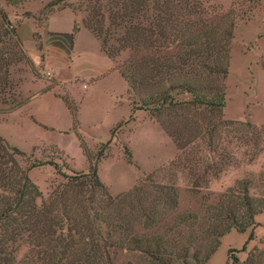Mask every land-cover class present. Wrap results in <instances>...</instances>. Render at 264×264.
Segmentation results:
<instances>
[{
	"label": "rangeland",
	"instance_id": "374dc122",
	"mask_svg": "<svg viewBox=\"0 0 264 264\" xmlns=\"http://www.w3.org/2000/svg\"><path fill=\"white\" fill-rule=\"evenodd\" d=\"M11 1L0 0V135L24 147L20 149L30 156V164L35 160L57 163L30 171L38 193H30L29 199L36 197L39 205L58 189L66 192V207L59 205L55 211L57 224L51 239L40 237L38 228L40 232L35 230L32 236L20 230L11 243L13 225L8 233L0 227V240L15 260L20 264H159L129 246L127 233L168 232L177 246L176 264H183L188 254L206 255L218 239L220 245L209 259L216 253L215 257L204 264H227L229 249L242 261L264 264V208L245 232L233 227L219 237L227 227L221 222L227 213L224 208L236 203L235 196L244 195L246 184L250 196L264 203L262 0H143L146 6L139 14L133 6L137 0H55L81 14L129 86L124 102L132 108L130 116L96 147L84 137L89 165L86 159L78 156L75 161L54 146L26 150L29 132L5 122L7 111L28 99L23 84L40 75L33 71L23 45L10 35L16 23L9 26L3 21ZM189 87H196L201 104H183L195 98ZM205 101L216 104L204 105ZM220 113L227 121L251 126L219 127L216 114ZM238 136L253 141L244 145ZM90 160L97 163L113 200L102 190L91 195L85 185L65 186L69 177L89 171ZM112 222L125 228L121 231ZM70 231L74 240L68 237ZM187 261L195 264L190 257Z\"/></svg>",
	"mask_w": 264,
	"mask_h": 264
},
{
	"label": "crops",
	"instance_id": "0c3cea01",
	"mask_svg": "<svg viewBox=\"0 0 264 264\" xmlns=\"http://www.w3.org/2000/svg\"><path fill=\"white\" fill-rule=\"evenodd\" d=\"M8 5V19L16 23L33 71L40 75L23 84L28 99L7 111L6 124L29 132L26 150L54 146L75 161L78 156L88 161L84 137L96 147L132 112L124 102L129 89L126 79L71 6L60 7L55 0H12ZM261 25L264 29V17ZM47 71L55 74L47 76Z\"/></svg>",
	"mask_w": 264,
	"mask_h": 264
},
{
	"label": "trees",
	"instance_id": "16d2710c",
	"mask_svg": "<svg viewBox=\"0 0 264 264\" xmlns=\"http://www.w3.org/2000/svg\"><path fill=\"white\" fill-rule=\"evenodd\" d=\"M143 0H137V2L133 3L134 8L136 7V12L139 14L141 11L144 10L146 6ZM134 13V12H133ZM3 21L7 25H11V21L8 19L7 14L4 13ZM10 35H12L15 42L21 46V40L19 39L16 33V26H12ZM155 68V67H154ZM153 69V67H151ZM152 71V70H151ZM228 74L229 69H225L223 71ZM125 79L127 77L123 74ZM169 89H173L171 86ZM191 92L195 98L193 101L185 102V105H199L202 103V96L196 93V87H189L187 89ZM167 92V91H166ZM222 98L224 92L221 94ZM165 98H167V93L164 94ZM166 100V99H165ZM164 100V101H165ZM223 101V100H222ZM212 101H205L204 105H212L215 106V102ZM225 102H222L220 106H224ZM218 115L219 119V127L221 126H233L235 124H240L242 126H251L250 124H244L242 122H233L227 121L223 118V114H216ZM243 136V135H242ZM238 136V140L243 143L244 145H248L250 141H253L252 138L249 140L247 138ZM260 136V135H258ZM246 138V140L244 139ZM223 137L220 136V140ZM253 144H258V141H254ZM85 152L88 153V150L85 148ZM101 154V153H100ZM99 154V155H100ZM88 155V154H87ZM103 154L100 155L101 159ZM29 157L27 153L21 150L19 147L12 145L9 143L4 137L0 135V227L5 229V232H9V226L13 227L10 229L11 234V243L15 242V237L20 233V230H24L29 232L28 236H32L35 233V230L42 231L40 232V237L50 238L53 235V226L56 223V215L55 211L59 205L62 207H66L64 205V198L66 195L65 190L58 189L54 192L52 197L47 201L43 202L42 204L37 205L36 197H32L29 195L30 193L37 194L38 190L35 187V184L30 179L29 173L30 171L39 166L44 164H54V162L50 161H38L35 160L31 164L29 162ZM88 157H90L88 155ZM23 161L27 164L26 166L23 165ZM78 177V176H77ZM69 177L67 183L65 184L66 187H72L76 184H81L89 187L91 195H97L99 192L103 191V195L107 199H112V195L109 193L106 185L102 182L100 175L98 173V166L96 162L90 160V168L88 172H83L80 174L78 178ZM81 179H85V182H81ZM102 190V191H101ZM141 190V189H140ZM136 196H138V191H136ZM35 196V195H34ZM232 207H225L226 215L224 218H221V222L226 223L227 227L221 232L219 237L223 236L226 232H228L231 228L235 227L241 232H245L249 227L255 224V216L259 213L261 209L264 208V203L257 202L253 199V197L249 194L248 184H246L244 195L243 196H235ZM232 198V196L230 197ZM113 200V199H112ZM232 203V202H231ZM145 208V206H144ZM244 208L242 214L239 213L241 209ZM189 219L192 216H187ZM186 221V217H182L181 220ZM220 219L219 217L217 218ZM112 226L115 225L114 222L111 224ZM121 231L125 228L123 224L115 225ZM40 230H39V229ZM118 231V230H117ZM174 233V228L169 230ZM155 234V235H130V239L128 240V245L131 247H136L140 249L145 254H148L154 260H156L159 264H176L175 260L173 259V255H175V251L177 246H173L168 238H170L169 234ZM6 235V234H5ZM2 233L0 235V239L2 238ZM7 236V235H6ZM70 240L72 239V233L68 234ZM253 239V233L250 235L249 240ZM8 240V239H7ZM53 240V238H52ZM247 244V242H246ZM246 244L244 247H246ZM220 245V240H216L214 247L204 256H200L199 253L195 252L191 256H184L183 264H192L187 261V258H191L195 264H204L212 255ZM93 250V249H90ZM171 251V252H170ZM234 249H229V262L227 264H251V260L242 261L238 256L232 255ZM0 264H20L15 260L11 251L8 250L6 247V242L0 240Z\"/></svg>",
	"mask_w": 264,
	"mask_h": 264
},
{
	"label": "built area",
	"instance_id": "2783aa9c",
	"mask_svg": "<svg viewBox=\"0 0 264 264\" xmlns=\"http://www.w3.org/2000/svg\"><path fill=\"white\" fill-rule=\"evenodd\" d=\"M54 74H55L54 71H47V75H48V76H53Z\"/></svg>",
	"mask_w": 264,
	"mask_h": 264
}]
</instances>
